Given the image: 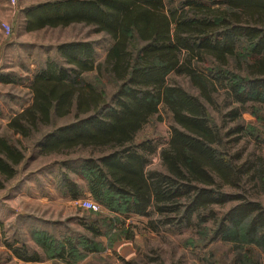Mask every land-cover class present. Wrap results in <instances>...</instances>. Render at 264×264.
I'll use <instances>...</instances> for the list:
<instances>
[{
    "label": "trees",
    "instance_id": "trees-1",
    "mask_svg": "<svg viewBox=\"0 0 264 264\" xmlns=\"http://www.w3.org/2000/svg\"><path fill=\"white\" fill-rule=\"evenodd\" d=\"M24 17L27 31L84 24L112 44L98 63L92 40L57 45L63 62L48 57L33 75L30 105L7 123L13 134L38 136L45 155L89 150L81 162L89 191L116 212L148 218L152 230L213 222L215 237L264 248L263 205L234 191L247 181L264 184V170L227 148L245 129L241 110L264 105V0H47L27 7ZM89 72L107 74L114 91L86 79ZM172 74L195 92L172 82ZM220 94L233 106L220 113L235 123L230 128L210 114ZM161 107L171 116L170 135L159 152L162 169H150L158 144L136 139L155 116L163 120ZM65 117L72 120L54 126ZM21 139L0 135V188L26 158ZM231 201L237 203L219 216L216 207ZM87 229L93 238L83 254L70 238L38 241L52 258L76 264L98 250L101 231ZM8 247L24 262L42 259L25 246Z\"/></svg>",
    "mask_w": 264,
    "mask_h": 264
},
{
    "label": "rangeland",
    "instance_id": "rangeland-1",
    "mask_svg": "<svg viewBox=\"0 0 264 264\" xmlns=\"http://www.w3.org/2000/svg\"><path fill=\"white\" fill-rule=\"evenodd\" d=\"M45 1L17 0L15 4L9 2L11 5L6 6V0H0L1 28L3 23L11 27L10 34H6L4 29L2 33L6 37L12 34L16 37L15 47L9 55L15 67V80L11 85L0 89V135L12 141L21 138L10 131L7 123L12 114L20 112L31 99L26 76L30 72L32 75L37 72L48 57L62 61L56 54L57 45L92 40L95 42L98 63L104 60L112 44L108 35L95 33L93 28L84 24L26 32L20 24L19 13L15 11L13 15L9 12L11 9L17 10L19 6L36 5ZM13 18L15 24L12 22ZM31 64L34 66L31 67ZM84 77L108 95L114 91L115 83L105 73L98 75L96 72H89ZM170 80L195 92L184 76L172 74ZM5 92L8 96H3ZM230 107L233 106H227L221 94L217 97L216 105L209 107L217 126H234L233 121L220 115ZM160 114L163 120L155 116L136 139L137 142L151 139L158 144L157 151L150 156V169H162L159 152L170 135L171 116L163 107ZM239 117L245 129L242 133L235 134L238 141H229L227 148L232 154L238 153L242 161H249V165L257 164L264 170V105H247L241 110ZM71 120L72 117L55 119L54 126L67 124ZM235 136L227 137L226 140ZM38 138L21 139L26 146V158L17 167L16 176L5 181L4 187L0 188V264H24L13 254L8 244L18 248L25 246L30 253L37 252L42 259H51L47 248L38 239L58 245L70 238L83 254L85 244L93 238L87 229V225L92 224L101 231V235L95 237L98 250L86 251L83 258L91 255L93 262L99 264H264V248L243 237L235 241L215 237L213 222L194 228L160 225L152 230L148 227V218L125 215L110 209L88 189L81 162L90 155L89 150L45 155L36 147ZM69 179L76 188L66 184ZM234 191H240L246 200L258 201L264 207V184L260 181L254 184L247 181L241 190L237 188ZM74 193L77 198H74ZM85 199L97 202L100 210L91 211L83 207ZM235 203L237 201L217 206L219 216Z\"/></svg>",
    "mask_w": 264,
    "mask_h": 264
},
{
    "label": "crops",
    "instance_id": "crops-1",
    "mask_svg": "<svg viewBox=\"0 0 264 264\" xmlns=\"http://www.w3.org/2000/svg\"><path fill=\"white\" fill-rule=\"evenodd\" d=\"M47 1V0H46ZM6 6L8 5H11L9 3V0H6V3H4ZM32 5H27V6H19V8L16 10L14 9V11L11 9L9 12H11L13 15L15 14V11L17 12V14L19 13V19H20V24L25 26V17H24V10L27 8V7H30ZM12 7V6H11ZM6 9V8H5ZM23 9V11H22ZM6 11H8L6 9ZM22 11V13H21ZM13 17V16H12ZM1 22V21H0ZM13 24L14 23V18L12 20ZM1 24V23H0ZM3 28H1V25H0V78L1 79H5L7 81H1L0 80V89H4L5 86L7 85H11L12 82H14V75H15V67H14V64L13 62L11 61V58H10V53L12 52V50L14 49L15 47V40H16V37H15V34H12L10 37H6L2 32ZM24 30L26 32H31V31H27L24 27ZM38 31V30H37ZM34 65L31 64V67H33ZM36 73V72H35ZM34 73V74H35ZM33 74V75H34ZM30 75V76H29ZM28 76H26V80L29 82L28 85H30V82H31V79L33 77L32 75V72H30ZM30 89V88H29ZM3 96H8V93L5 92L3 93ZM30 101L28 102L27 105H25L24 108H26L27 106L30 105L31 103V100H32V95H31V92H30ZM23 108V109H24ZM21 109V110H23ZM20 110V111H21ZM16 113L12 114L11 118L15 115ZM10 118V119H11ZM9 119V120H10ZM92 256H87L85 257L84 259L78 261L76 264H99V263H95L93 262L92 260ZM24 264H70L68 263L66 260L62 259V258H51V259H41L39 261H34V262H24V261H20Z\"/></svg>",
    "mask_w": 264,
    "mask_h": 264
},
{
    "label": "built area",
    "instance_id": "built-area-1",
    "mask_svg": "<svg viewBox=\"0 0 264 264\" xmlns=\"http://www.w3.org/2000/svg\"><path fill=\"white\" fill-rule=\"evenodd\" d=\"M17 0H9V2L11 4H15ZM2 27L4 29V31L6 32V34H10L11 33V27L9 26V24L7 23H3ZM83 207H85L88 210L91 211H98L100 210V206L97 202H95L94 200L91 199H85L82 202Z\"/></svg>",
    "mask_w": 264,
    "mask_h": 264
}]
</instances>
